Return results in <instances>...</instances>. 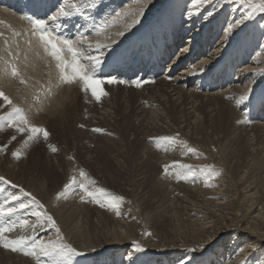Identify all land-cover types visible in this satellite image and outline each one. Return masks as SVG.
Wrapping results in <instances>:
<instances>
[{
    "label": "bare ground",
    "instance_id": "bare-ground-1",
    "mask_svg": "<svg viewBox=\"0 0 264 264\" xmlns=\"http://www.w3.org/2000/svg\"><path fill=\"white\" fill-rule=\"evenodd\" d=\"M63 2L71 3L73 0H63ZM97 2L104 5V12L100 13V15H97L92 10L90 12L91 19L87 21L81 17L61 19V22L68 20L65 27L69 28V30L72 29V33L69 35L70 37H76L77 28L81 32H84L88 30L93 20L99 22L107 13L112 12L114 14L113 10L118 11L126 7L137 9L140 7V4L136 0H97ZM214 9H218L214 15L207 20L204 19L206 13ZM236 9L239 10V5L232 4L230 1L211 0V3L204 8L200 15L188 17L186 13L189 10L195 11L191 7V0H151L149 8L146 9L144 22L142 25H138L136 30L128 35L127 38H120L115 35L120 31L127 32L124 23L118 22L108 30L112 39L121 41L113 56L117 53H122V56H130L136 54L140 47L154 44L161 45L164 49V54L167 56L172 53V49L177 48L178 51L174 53V58H171L166 64L165 72L156 77H152L149 74H145L144 76L138 75L133 78L113 75L118 79L127 81V83L102 85L106 95L102 97L101 102L93 101L90 93H83L78 83H59L54 78V64L49 63L46 60L47 58H42L35 53L34 46H37V43L31 46L25 44L26 42L29 45L28 38L36 41L30 35L28 28L16 14L0 9V33L4 34L0 36V56L13 60L21 69L22 75L27 78L26 84H20L16 80L4 81L0 79V84L4 86L3 90L11 96L16 104L24 108L31 117L33 124L45 126L50 130L52 139L55 138H53V135L58 133L54 134L55 128L57 129V122L60 121L61 123L66 114L69 116L70 113L68 112L73 114H71L72 119L74 117L77 118L75 119L76 122H73L77 123V125L79 123L80 125H84L80 130H78L79 126L77 129L75 127V133H77L78 139L74 138L72 143L76 142V147H74L75 144L72 147H69L66 143L64 145L62 144L60 147L61 153L58 155L48 156L44 149L36 145L28 152L27 159L20 162L12 156L6 157L0 155V175L7 176L13 181L22 184L26 190L32 192L41 202H44L45 209L49 214L56 216L58 220L53 218L61 223L62 227L60 228L65 230L73 246L78 251L85 253L87 259L82 260L79 264H131V262L128 263L129 260L127 258L130 250L127 251L128 253L126 255H123L122 252H126L128 246L131 244V237L134 238V220L133 223L125 224V221V225H118L120 223L119 220L115 221L113 215L110 214L114 219L111 220L106 213L100 211L101 207L99 205L96 206L95 203H88L86 201L89 205H94L96 210L91 205H82L81 203V205L79 203L78 205H74L73 201L60 205H58V202L55 205V202L59 198L56 199L55 195H52L65 181L64 173H67L65 169L67 167L69 169L71 167L73 168L75 164H78L80 166L79 168L82 167L86 173L88 172V177L95 175L99 178L105 177L108 180L112 179L110 175L111 171L113 172L114 170L110 169L108 171L106 168L107 163L104 164L105 166L100 164L99 159L101 157L103 158V155L100 158L99 156L101 154L100 151H105L106 154L103 152L104 155H107L109 158L116 152L115 149H117V146L114 147V151L109 145L111 142L115 144L120 138L115 129H118L116 127L117 125L119 126L124 116L131 118V122L125 128L126 131L124 130L125 132L120 128L127 142L125 139L122 141L133 145L132 147L128 146L130 150L133 148V152L131 151L130 155L133 158L131 160L134 166L133 169L135 168V172L134 170L132 172V174L135 173L134 178H132L134 186H131L132 188L140 189L142 185H145V188L142 189L143 192L140 194L142 196L141 200L144 198L146 204L156 213L155 217L157 219H154L155 222H166L167 225L172 226L167 228L170 234L177 233V235L181 236L179 243L171 244L173 247L170 249L178 248V244L185 246L188 244V239L202 243L212 241L209 244V248L218 247L219 249L221 248V251L213 252L212 258L210 260L207 259L206 264H219L227 252L225 250H228L227 248L222 249V245L228 239L229 231L234 226L238 227L239 231L237 230V234L240 233L244 238L242 240L247 242L243 246L244 252L249 251L253 244L257 247L264 246V50L261 48L263 44L258 37V32H251L252 34L247 32L248 25L245 24L247 21L227 41L222 43L225 24L239 18L242 14L240 13L241 11L238 13ZM161 23L164 27H160ZM88 35L92 41L99 39L102 42H106L104 35H93L90 31ZM5 39L9 41L8 45L4 44ZM181 42L183 43L180 44ZM171 45H175V47L169 51ZM8 50L13 52L12 57L7 56ZM201 63L209 64V70L205 74L196 76L188 74L189 68L198 71L196 65ZM2 66L3 64L0 62V67ZM139 78L152 82L136 88L131 84V81ZM41 85L49 88L50 91L47 93L40 91ZM245 92L249 95V100L238 107L236 100L239 99L240 95L245 94ZM85 125H89L91 129L97 127L103 128L106 132H110L111 135L105 134L109 137L107 139L104 137L105 135L101 137L97 135L98 137H95L96 133L91 132L94 134L91 135L95 138L93 140L94 138L92 139L89 134L90 130H85ZM1 128L11 130L7 125ZM173 129L180 131V133L182 132L185 135L183 138L187 136L190 141L199 143L209 154L211 150L216 149L215 153L212 152V156L217 158L224 169L222 177L223 175L225 176L223 179L218 181L211 180L210 183L214 186H207V189L196 187L195 181L194 184H190L191 182L188 184V181L185 183L184 180L182 182L175 180L178 167L171 165V172L169 169L165 170L163 166L166 163H160V158L156 155L158 150L155 151L154 149V152H156L154 153L148 149L151 147L148 146L147 148L146 143H144V138L147 135H151L152 131L164 130L163 132H171ZM170 132H168L169 135H171ZM168 133L164 134L168 135ZM175 134L177 133L174 132L173 135ZM20 136L22 135L20 134ZM1 137L3 138V136ZM86 140H90L88 143L94 145L93 148H91L92 146L90 148L87 146L88 143ZM100 141L105 144H101ZM118 142L117 144H119ZM126 143L122 145L125 146ZM38 144L40 145V143ZM100 144L103 146H100ZM44 146L47 145L44 144ZM118 146L119 150L123 148L121 147L120 149V145ZM161 147L163 149V146ZM128 148L126 147V150ZM167 148L169 147L167 146ZM171 149L173 151V148ZM161 150L159 149V152ZM69 152L73 153L77 159L72 161L74 163H71V159L74 156H70L71 159L70 157H66L67 155H71ZM167 152H169V149ZM177 152V159L180 163L191 165L200 163L198 157L192 156L191 154L186 155V149L183 147ZM173 154L175 155V151ZM115 156L114 154L112 158L116 159ZM118 156L120 157V155H117V158H119ZM166 156L167 153L164 157ZM112 158L107 160L110 161L109 163H115L116 166H113L114 168L116 167V172H125L120 167L125 163L119 165V161L113 160ZM167 158L170 157L167 156ZM121 159L119 158L120 163L121 161L125 162L127 158L125 160L124 158L123 160ZM162 159L164 160V158H161V161ZM171 159L169 160L174 161ZM129 161H126V166ZM201 161L205 160L201 159ZM101 162L104 161L102 160ZM209 162L211 163V161ZM214 162L216 161L214 160ZM70 164H72L71 167H69ZM74 168L76 169V166ZM130 168L132 169V167ZM75 169L69 170L70 173L72 171L74 173ZM164 172L166 174L168 172V178L178 183H173L171 180L170 182L167 181L165 176V180H162V173ZM72 173V176L79 174L76 171L75 175ZM171 173L175 177L172 176L173 174L170 175ZM118 174H115L117 178ZM77 178L79 179V176ZM123 181L121 180L122 184ZM197 183L199 184L200 182L198 181ZM122 184L120 183V185ZM125 185L128 184L126 183ZM172 185H176L179 188V194L177 193L178 195L176 194L177 196H174L172 201L169 202L168 197L173 195V191L168 189L169 186L173 187ZM94 186L96 187V185ZM3 187L7 186L0 185V188ZM97 187L99 186L97 185ZM132 188H130L131 192ZM173 189L176 190L174 187ZM8 191L14 190L8 188ZM139 191L141 192V189ZM126 192L125 195H127ZM74 193L76 194V192ZM135 193L137 194L136 190ZM6 194V192H0V201L3 200ZM75 194L74 196H76ZM52 196L56 199L55 202ZM74 196L72 195V197ZM223 197L227 199L223 201ZM211 205L217 206L216 209L208 207ZM122 206L124 209L125 206ZM98 207L99 209H97ZM192 210L196 214L203 215V218H195L194 214L190 216L189 213ZM127 211L128 215H133L131 212L133 210L126 209L125 212ZM30 212L31 210L22 211L20 217L34 221L35 218L31 216ZM122 214L124 215V213ZM82 217L88 220L83 221ZM116 217L118 216L115 214ZM71 218L74 223L68 228L67 224ZM102 218L104 219V224L100 221ZM106 219L111 220L110 222L112 224L110 223V227H107L108 221ZM130 220L132 219L130 218L127 221ZM100 224H103V226H100ZM118 227H123L125 231H118ZM53 230L51 231L53 232ZM214 230L215 232L211 233ZM17 234H20L19 230L11 235L15 236ZM37 235L44 240L50 239L51 237V235L49 236L47 234L46 229L38 230ZM182 238L185 241H182ZM150 245L156 249L158 246H168L170 243L166 239H163L162 241H155V243H151ZM2 250L5 249L3 248ZM100 251L102 252L101 256ZM182 251L179 250V252ZM236 251L239 252L238 250ZM171 253H175V250L166 251L162 253L164 256H161L165 257ZM20 256L22 258V252ZM0 257L2 264H36L34 257H31L32 259H29L30 261L28 260V262L23 258L17 260L18 258L16 259V257L18 256L14 258L13 256L11 258L10 256L7 257L3 253H0ZM23 257H26V255ZM228 258L223 260V264H232V260L230 261ZM42 259L46 260L47 258Z\"/></svg>",
    "mask_w": 264,
    "mask_h": 264
},
{
    "label": "snow or ice",
    "instance_id": "snow-or-ice-1",
    "mask_svg": "<svg viewBox=\"0 0 264 264\" xmlns=\"http://www.w3.org/2000/svg\"><path fill=\"white\" fill-rule=\"evenodd\" d=\"M140 7L137 9L121 8L120 10H113L103 16L99 22L93 20L88 30L81 32L77 28L75 38L65 36L54 28L60 27L62 18L81 17L85 21L91 19L90 12L94 10L97 15L104 12V5L98 3L97 0H73L71 3L61 2L58 0V6L54 5L55 11L49 15L45 13L43 17L32 15L25 16L29 22V33L36 39V42L42 47L44 53L54 61V78L59 83H78L81 91L85 94L90 93V97L95 102H101V99L106 92L102 85L105 84H124L127 81L118 79L115 76H105L102 74L103 66L108 62V59L113 56L116 49L119 47L121 41L112 39L108 30L115 26L118 22H123L127 32L120 31L115 35L120 38H127L134 32L138 25H142L146 16V9L149 8L151 0H136ZM232 4H238L244 9L241 16L235 20L226 23L223 28L224 39L222 43L246 21L252 19L256 13L264 14V0H230ZM211 3V0H191V7L195 11L189 10L186 15L188 17L200 15L204 8ZM218 9L210 10L204 16L208 19L214 15ZM160 27H164L161 23ZM264 27V25H262ZM93 35H104L106 42L97 39L92 41L88 32ZM0 33V36H3ZM9 41L4 40V44L8 45ZM264 50V45H261ZM187 51V49H185ZM7 56L12 57L13 52L8 50ZM0 62L3 66L0 67V79L4 81L16 80L20 84H26L27 78L22 75L21 69L11 59H6L0 56ZM198 71L189 68L188 74L196 76L205 74L209 70V64L201 63L196 65ZM51 75V73H50ZM152 81L144 80L143 78L134 79L131 84L140 88L142 85ZM3 84H0V127L7 125L8 128L14 129L16 133L23 134L26 139L23 140L24 145L30 142H40L41 138L47 145L51 152H57V147L50 143L51 133L45 126L33 124L31 117L24 110L23 107L16 104L9 94L3 90ZM40 91L49 92L50 89L41 85ZM249 100L247 92L240 95L236 100V105L239 107L242 103ZM84 127V125H80ZM95 133H105L103 128H93ZM106 134L111 135L110 132ZM156 146L161 145H176L180 144L185 149V154H191L195 157L203 156V153L198 151L195 147H191L182 139H179V133L175 135H161L150 137ZM12 141H17V135L11 136ZM7 144H0V151H7ZM11 156L15 159L21 157L19 149L13 150ZM71 159V157H70ZM173 167H178L176 179L184 181H196L200 177H204V184L208 187H213L210 183L214 179L217 169L214 165H191L174 161ZM164 169L167 170L170 166L165 164ZM79 177L69 176L66 183L63 184L62 190L57 192L58 197H65L78 185L79 198L81 201L89 200L99 205L101 208H106L115 212L117 216H121V203L124 197L121 195H114L104 188L90 187L94 186L95 181L88 177V174L83 168L79 169ZM0 185L7 186L0 188V192L7 194L0 201V247L10 249L12 252H22L26 256L34 257L36 264H73V258L84 256L85 253L78 251L72 243L66 242L61 228L58 226L56 220L45 209L44 204L35 194L26 190V188L11 178L0 175ZM8 188L14 191H8ZM31 210L30 214L35 218L30 221L27 218H21L22 211ZM43 229H54V239H41L37 232ZM19 230L20 234L15 236L12 233ZM150 235V233H144ZM208 241L207 245H199L200 249L205 250L211 244ZM144 249L138 241H132V251L128 253V260L134 264V252H142ZM189 252H195L196 249H188ZM42 258H47L42 259ZM176 264H192V257L187 259L178 257ZM241 264H244L242 261Z\"/></svg>",
    "mask_w": 264,
    "mask_h": 264
},
{
    "label": "rangeland",
    "instance_id": "rangeland-1",
    "mask_svg": "<svg viewBox=\"0 0 264 264\" xmlns=\"http://www.w3.org/2000/svg\"><path fill=\"white\" fill-rule=\"evenodd\" d=\"M224 1H230V0H224ZM236 11H238V13L240 12V13H243L244 12V9L243 8H241L240 6H239V10L238 9H236ZM251 22V23H250ZM264 23V14H262V13H256L253 17H252V19H250L249 21H247L245 24L246 25H248V30H247V32L248 33H254V32H258V37L260 38V40H261V42H262V44L264 45V27H261L262 25H264L263 24ZM258 25V26H257ZM261 25V26H260ZM256 27V28H255ZM251 28H252V31H251ZM258 30V31H257ZM250 31V32H249ZM251 33V34H252ZM185 39V38H184ZM183 41V40H182ZM183 42H181L180 44H182ZM176 51H178L177 50V48H175V49H172L171 50V52H172V55L171 56H168V57H170V58H174V53L176 52ZM170 55V54H169ZM46 59V58H45ZM49 63H50V60H49V58H47L46 59ZM170 61V60H169ZM166 67H167V65H165V69H166ZM178 68H179V66H178ZM164 69V70H165ZM163 72V71H162ZM68 113H70L69 114V116L72 114L71 112H68ZM73 115V114H72ZM72 115L69 117L67 114L65 115V118H66V120H65V118L62 120V122L61 123H64V124H61L60 123V121L59 122H57V129L55 128V133L54 134H56L57 132V134L56 135H53V138L54 139H52V138H50V143H52V144H54L56 147H57V152H55V153H53V152H49V148L47 147V146H44V142H43V140H42V138H41V140H40V142H35V141H33V142H30L28 145H24L23 144V140L26 138L23 134H21L22 136H20V133H17L16 134V132H15V130L14 129H11L12 130V132H10L11 130H6V129H3V128H1L0 127V144H7L8 145V149H7V151H0V155H2V156H6V157H11V152L13 151V150H16V149H19V148H21V149H19V150H21V157L18 159V162H20V161H22V160H25V159H27V157H28V152H30V150H31V148H34V145H36L37 147H40V148H42V149H44V151L47 153L46 155H48V156H55V155H58V154H60L61 153V146H62V144L64 145L65 143L67 144V145H69V147L71 146H73L75 143L73 142L72 143V141H73V139L75 138V139H78L77 137V133H75L76 132V129L78 128V126H79V128H78V130H80V123L77 125V123H75L76 122V120L75 119H77V118H71L72 117ZM127 117H129V116H124L123 117V121L121 120V122H120V124H119V126H121V127H119L118 125H117V127L116 128H118V129H115L117 132L116 133H118V135L120 136V138L118 139L119 140V142H118V140H117V142L119 143V144H117V142H115V144H114V142H113V144H112V142H111V144L113 145H109L110 147H112L113 148V150L115 149L114 147H116L117 146V149L119 148V146L118 145H120V149H121V147H123L121 150H117V149H115L116 150V152L115 153H113V155L115 154L116 156V159L115 158H112V156L113 155H111V157L110 158H112L113 160L115 159L116 161H119L118 162V164L119 165H122L123 163H125L124 165H125V167H124V165H122V166H120L121 167V169H123V170H125V172H123V171H117L116 172V167L114 168V166H116L115 165V163H109L110 161H108L110 158L109 157H107V155H104V153L106 154V152L105 151H100V156H99V158L101 157V155H103V158L104 157H107V158H105V159H103L102 157V159L100 158L99 159V162H100V164H106L107 163V166H106V168L108 169V171H110V169L111 170H114L113 172L111 171V180H108V179H106L105 177H101V178H99V177H96L95 175H92L90 178L92 179V180H94L96 183H95V185H96V187H97V185L100 187V188H104V189H106L108 192H110V193H112V194H114V195H121V196H123L124 197V201H123V204H121V209H123V206L122 205H124L125 206V211H126V209L127 210H133V211H131L132 212V214L133 215H128V211L127 212H125V211H123V210H121V212L122 213H124V215L122 214L121 216V218H120V216H118V217H116L115 218V213L112 211V210H109V209H106V208H100L101 210L100 211H102L103 213H106L110 218H111V220H114L115 219V221H120V223L119 222H117V223H119L118 225H125V224H129V223H133L134 221V224H135V229H134V238H132L131 237V244H130V246H128V248H127V250H126V252L124 253V252H122V254L123 255H126L128 252L127 251H132V240L133 241H138L140 244H141V246L143 247V249H145V250H143L142 252H134V254H133V257H135V258H133V261L134 262H136V263H134V264H176V262H177V258L178 257H182L183 255V257L184 258H188V257H192V264H206L207 263V259H211L212 258V254H213V252H216V251H221L218 247H214V248H212V249H210L209 248V246L210 245H208L207 247H206V249L205 250H203V249H200L199 248V245H201V244H205V245H207V243L205 242V243H202V242H194L193 240H190V239H188L187 241H188V244H186L185 246H182L181 244H178V248H176V249H170L171 247H173L171 244H175V243H179V241L181 240V236L180 235H177V233H174V234H170V232H168V230H167V228H169V227H172L171 225H167L166 224V222H164V223H160V222H155V220L154 219H157V217H155V212L146 204V201H145V199L143 198V200H141V197L142 196H140V194L143 192L142 191V189L143 188H145L143 185L140 187V189H141V192L139 191L140 189H136L135 187L134 188H132V186H134V182H133V179L132 178H134V174L135 173H133L132 174V172H133V170H134V172H135V168L133 169V164H132V162H131V160H133V158L131 157V151L133 152V148H131V150L129 149L130 147H132L133 145L131 144V145H129L128 143H126L127 142V140L125 139L126 137H124L123 136V132H125L126 130H125V128L129 125V123L131 122V118H127ZM68 118V119H67ZM71 118V119H70ZM65 120V121H64ZM73 121H75V122H73ZM71 122H73V123H71V125H70V123ZM67 123V124H66ZM69 124V125H68ZM76 125V126H75ZM63 126H64V128H63ZM69 126V127H68ZM73 126V127H72ZM86 126V128H85V130L86 131H89L90 130V137L93 139L94 137L93 136H91V135H94L93 133H91V132H93L92 131V129H91V127L88 125H85ZM125 126V127H124ZM61 127V128H60ZM70 127H72V128H74V130H72V128H70ZM75 127H76V129H75ZM66 128V129H65ZM87 128H90V129H87ZM120 128H122L123 129V132L122 131H120L121 129ZM3 129V130H2ZM65 129V130H64ZM68 129V130H67ZM4 130H6L5 132H4ZM62 130V131H61ZM125 130V131H124ZM173 130H175V129H173ZM173 130H171V132H173V133H171L170 131H168V132H170V134L171 135H173L174 134V132L175 133H179L180 134V137H179V139H182L183 137H185V135L181 132L180 133V131H173ZM50 131V130H49ZM65 133H64V132ZM164 130H159V131H152V133H151V135H147L145 138H144V143H146L145 145H146V147L148 148V146L149 147H151V148H148V149H150L152 152H154V149H155V151H157V153L156 152H154V153H156V155H157V157L159 156V158H160V160H159V162L160 163H162V162H165L166 164H168L169 166H171L172 164H173V162L174 161H178V159H177V156H178V150L181 148V147H183L182 145H180L179 144V146H178V144H176V145H167L169 148H167V146H164V145H161V146H163V149H162V147L160 146L159 148L155 145V143L152 141V142H150L151 140L149 139L150 137H155V136H160V135H165V134H167L166 132H163ZM9 132V133H8ZM13 132H15V133H13ZM62 134H60V133ZM3 133V134H2ZM69 133V135H67V134ZM75 133V134H74ZM95 133V132H94ZM107 132H105V133H96V136L95 137H98V136H104L105 134H106ZM120 133H121V135H120ZM165 133V134H164ZM2 134V135H1ZM4 134H5V136H4ZM17 135L18 136V140L17 141H12L11 140V136L12 135ZM52 134V133H51ZM102 134V135H101ZM60 135V136H59ZM98 135V136H97ZM108 135V134H107ZM107 135H105L104 137L105 138H109ZM168 135H169V133H168ZM1 136H3V138L1 137ZM7 136V137H6ZM20 136V137H19ZM22 137V138H21ZM60 139H59V138ZM63 137V138H62ZM68 138V141H67V138ZM72 137V138H71ZM130 138V137H129ZM56 139V140H55ZM59 139V140H58ZM62 139H63V141H62ZM86 139V138H85ZM84 139V140H85ZM90 139V138H89ZM124 139L126 140V147L128 148V146H130L127 150H126V147L125 146H123L125 143L123 142L124 141ZM185 139V140H184ZM5 140V141H4ZM7 140H9V141H7ZM93 140H95V138L93 139ZM123 140V141H122ZM182 140H184V141H186L187 143H188V145L189 146H193V147H195L198 151H200V152H202L203 153V156H201L200 158L201 159H204L205 161H201V159L198 157V160H200V163L198 162V163H195L194 165H196V166H199V165H206V164H211V165H214V166H216L217 168V173L215 174V176L217 177L216 179H215V177H214V179H213V181H218V180H220V179H223V177L225 176V175H223V177H222V173L224 174V169L222 168V165H220V162L217 160V158L216 157H213L212 156V152L213 153H215L216 152V149H213V150H211L210 151V154L209 153H207L206 152V150L204 149V147H201V145L199 144V143H195V142H192V141H190L189 140V138L186 136V138H183ZM60 141V142H59ZM62 141V142H61ZM68 143H67V142ZM87 141V140H86ZM90 141V140H89ZM89 141H87V143L89 142ZM2 142V143H1ZM58 142H59V144H58ZM83 142V141H82ZM122 142V143H121ZM34 143V144H33ZM38 143H40V145L38 144ZM72 143V144H71ZM100 143L101 144H103L104 142H101L100 141ZM32 144V145H31ZM43 144V145H42ZM91 143H88V145L87 146H89V148L91 147V148H93V146L94 145H90ZM100 144V146H103V145H101ZM106 144H109V143H106ZM117 144V145H116ZM123 144V145H122ZM46 145V144H45ZM122 145V146H121ZM16 146V147H15ZM22 146V147H21ZM31 146V147H30ZM153 146V147H152ZM173 146H177L176 147V150H175V147H173ZM30 147V148H29ZM74 147H76V144H75V146ZM180 147V148H179ZM12 148H14V149H12ZM24 148V149H23ZM27 148V149H26ZM164 148H166V149H164ZM171 148H173V151H172V149ZM179 148V149H178ZM184 148V147H183ZM12 151H11V150ZM48 151H47V150ZM103 149V148H102ZM159 149L162 151H160L159 152ZM168 149H169V152H167L168 151ZM178 149V150H177ZM29 150V151H28ZM104 150V149H103ZM114 150V151H115ZM122 150H123V152H122ZM167 150V151H166ZM171 150V151H170ZM215 150V151H214ZM126 151V152H125ZM127 151H129V152H127ZM166 151V152H165ZM174 151H175V155L173 154L174 153ZM48 152H49V154H48ZM59 152V153H58ZM167 153V156L168 157H170V158H167V156L166 157H164L165 156V154ZM171 152H173V153H171ZM177 152V153H176ZM51 153V154H50ZM54 155H53V154ZM71 155H67L66 157H72V156H74V154L73 153H71V152H69ZM103 153V154H102ZM119 153V154H118ZM122 153H123V156H122ZM168 153H169V155H168ZM73 154V155H72ZM125 154V155H124ZM130 156H129V155ZM162 154H164L163 156H162ZM117 155H120V159H121V156H122V159L121 160H123V158H124V160H125V162L124 161H121V163H120V160H119V158H117ZM172 155H174L175 156V158H174V156H172ZM23 156V157H22ZM98 156V155H97ZM108 156H110V155H108ZM127 156V157H126ZM129 156V157H128ZM172 156V157H171ZM126 157V158H125ZM210 157H213V158H210ZM3 158V157H2ZM21 158H23V159H21ZM129 158H130V161H129ZM161 158H164V160L162 159V161H161ZM172 158V159H171ZM210 158V159H209ZM21 159V160H20ZM108 159V160H107ZM118 159V160H117ZM169 159H171V160H174V161H170ZM75 161V160H77L76 158H75V156H74V158L73 159H71V163H74V162H72V161ZM104 161V162H101V161ZM129 161V163L127 164V166H129V167H127L126 166V161ZM214 160L216 161V162H214ZM209 161H211V163L209 162ZM213 161V162H212ZM16 162V161H15ZM203 162V163H202ZM108 163H109V165H108ZM217 163V164H216ZM112 164V165H111ZM71 165L72 164H70V166L69 167H71ZM113 167H111V166ZM114 165V166H113ZM132 165V166H131ZM76 166V169L74 168ZM75 166L72 168H66L65 169V171H67V173L65 172L64 173V182L61 184V186L55 191V193L53 192L52 193V195L54 196L55 195V198L56 199H58V201H56V199L53 197V199H55L54 200V202H55V205H57L58 204V202H59V204L58 205H60V204H64V203H70V202H74L73 204L74 205H78V203L80 204H86V205H89L88 203H93L94 204V202H91L90 201V199L89 200H86V201H88V203L86 202V201H81L80 200V198H79V196L77 197V195L79 194V192H78V190H79V188H78V185L76 186L77 187V189H76V187L74 188V190H73V192H70L67 196H65V197H57V195H56V193L60 190H62L61 188L63 187V184L64 183H66L67 182V180H68V178H69V176H68V174H70V176H72L71 175V173L73 172H71L70 173V171L69 170H73V169H75L74 170V173H72L73 175H75V171L76 172H79V165L77 164H75ZM105 166V165H104ZM110 168H109V167ZM78 167V168H77ZM130 167H132V169L130 168ZM172 167V166H171ZM171 167H169L168 169H169V171L171 172ZM82 168V167H81ZM125 168V169H124ZM131 170H130V169ZM77 169H78V171H77ZM167 169V170H168ZM220 169H222V170H220ZM127 170V171H126ZM68 171H69V173H68ZM131 171V172H130ZM220 171V172H219ZM118 172H119V174H118ZM129 172V173H128ZM88 173V172H87ZM165 173V172H164ZM162 173V175H163V179L162 180H165L164 179V176H165V178H166V180L167 181H169L170 182V180H171V182H173V183H178V182H174L172 179H169L168 178V172H167V174L165 173ZM67 174V175H66ZM89 174V173H88ZM115 174H118V178H117V176L115 175ZM123 174H124V176H123ZM127 174V175H126ZM173 173H171L170 175H172ZM218 174V175H217ZM125 175H126V177H125ZM129 175V176H128ZM133 175V176H132ZM162 175H161V178H162ZM220 175H221V177H220ZM65 176H67L66 178H65ZM76 177H78L79 176V174H76L75 175ZM95 176V177H94ZM116 176V177H115ZM119 176H121V177H119ZM132 176V177H131ZM172 176H174L175 177V175L173 174ZM115 177V178H114ZM124 177H125V179H124ZM100 180H99V179ZM129 178H131V179H129ZM201 178V177H200ZM204 178V177H203ZM203 178H201V179H197V181H195L196 183L199 181L200 183V185L197 183H195L194 181H188V184L190 183V184H194L195 183V186L197 187H199L200 189L202 188V189H207L208 187L204 184V179ZM78 179V178H77ZM79 179H80V177H79ZM103 179H105V180H103ZM115 179H117V180H115ZM123 179H124V181H123ZM102 180V181H101ZM121 180L123 181V184H122V182H121ZM126 180H127V182H126ZM128 180H131V181H128ZM175 180H178V179H176L175 178ZM99 181V182H98ZM106 181V182H105ZM111 183H110V182ZM117 181H119L122 185H120V183L119 182H117ZM178 181H180V182H182V180H178ZM105 182V183H104ZM116 182H117V184H116ZM129 182V183H128ZM131 182V183H130ZM133 182V183H132ZM119 183V184H118ZM128 184V185H125V184ZM185 183H187L186 181H185ZM116 184V185H115ZM130 184V185H129ZM103 185V186H102ZM119 185V186H118ZM123 185H124V187H123ZM132 185V186H131ZM121 186V187H120ZM126 186H128V187H126ZM174 188H176V190L175 189H173V187H170L169 186V189L168 190H172L173 191V195H171L170 197H168V201L170 202V201H172V199H173V197L175 196H177L178 194H179V188L176 186V185H172ZM194 186V187H195ZM90 187H92V186H90ZM95 187V186H94ZM106 187V188H105ZM111 188V189H110ZM130 188H132L131 190H132V192L130 191ZM110 189V190H109ZM125 189V190H124ZM126 189H128V190H126ZM214 189V188H213ZM121 190H123V191H121ZM135 190H136V192H137V194L135 193ZM138 190V191H137ZM170 190V191H171ZM121 191V192H120ZM127 191V192H126ZM134 191V192H133ZM175 191V192H174ZM74 192H76V194L74 193ZM117 192V193H116ZM125 192H126V194L127 195H125ZM128 192H129V194H128ZM131 192V193H130ZM140 192V193H139ZM118 193H120V194H118ZM178 193V194H177ZM74 194L76 195V196H74ZM175 194V195H174ZM177 194V195H176ZM72 195L74 196V197H72ZM143 196H146V195H143ZM69 198V199H68ZM74 198V200H72ZM79 198V199H78ZM218 198H221V197H218ZM218 198H216V200H218ZM224 199H222L223 201L224 200H226L227 198L226 197H223ZM61 200V201H60ZM66 200V201H65ZM69 200H71V201H69ZM209 200H214V199H209ZM62 201H64L63 203H61ZM81 201V202H80ZM127 201V202H126ZM77 202V203H76ZM83 202V203H82ZM42 203H44V202H42ZM126 203V204H125ZM80 204V205H81ZM91 205V207L92 208H94L95 210H96V207L94 206V205H92V204H90ZM89 205V206H90ZM95 205L96 206H98V204H96L95 203ZM127 207V208H126ZM132 207V208H131ZM173 207V206H172ZM209 208H212V209H216V207L217 206H213V205H211V206H208ZM128 208H130V209H128ZM133 208H135V209H133ZM97 209H99V207L97 208ZM107 210V211H106ZM109 210V211H108ZM138 210V211H137ZM111 211V212H110ZM129 211V212H130ZM216 211V210H215ZM218 212V211H217ZM127 213V214H126ZM140 213V214H139ZM180 213H182V212H180ZM110 214H112L113 215V217H114V219H113V217L110 215ZM125 214H126V216H125ZM141 214H142V216H141ZM190 216H192L193 214H194V217L196 218V217H198V218H203L202 216L203 215H201V214H196V212L195 211H190ZM50 215H52L53 216V214H50ZM138 215H139V217H138ZM196 215V216H195ZM117 216V215H116ZM135 216V217H134ZM55 219H57L56 218V216H53ZM132 217H134V218H132ZM138 217V218H137ZM141 217V218H140ZM128 218V219H127ZM132 219V220H130V221H127V220H129V219ZM82 219H83V221H85L86 219L85 218H83L82 217ZM124 219H126V220H123ZM58 220V219H57ZM56 220V221H57ZM88 220V219H87ZM86 220V221H87ZM107 220V219H106ZM110 220V221H111ZM134 220V221H133ZM100 221L104 224V219L102 218V219H100ZM108 221V226L107 227H110L111 226V224H112V222H110L109 220H107ZM106 221V222H107ZM125 221H126V223H125ZM60 222L59 221H57V224H58V226L59 227H62V225H61V223L59 224ZM74 223V221H72V218L69 220V222H68V224H67V226H68V228H70L71 226H72V224ZM96 223H97V221H96ZM111 223V224H110ZM125 223V224H124ZM103 224H100V226L102 225L103 226ZM238 225H240V224H238ZM62 229V233H63V235H64V239H65V241L66 242H69V243H71V241L68 239V237H67V234H66V232H65V230L63 229V228H61ZM122 229V230H121ZM51 230H53V229H46V232H47V234L50 236L51 235V237L50 238H52V239H54L55 238V235H56V233H55V230H53V232L51 231ZM238 230V227H236V226H234V227H232L231 228V230L229 231V234H228V239L225 241V243L221 246L222 247V249L223 248H227L228 250H225V251H227L226 253H225V255L222 257V260L220 261V263L219 264H223V260L226 258L227 259V257H229L228 258V260H232L231 261V263L232 264H241V262L242 261H244V264H264V246H262V247H257V246H255V244H251V242H250V244L252 245V248L249 250V251H247V252H244L243 251V246L247 243L246 241H243L244 240V238L240 235V233H238L237 234V232L239 231H237ZM118 231H120V232H124L125 230L123 229V227H118ZM52 232V233H51ZM213 232H215V230L214 231H211V233H213ZM144 233H150V235H145ZM53 234V235H52ZM240 235V236H239ZM68 239H66V238ZM180 238V239H179ZM137 239H139V240H137ZM147 239V240H146ZM163 239H166V241L168 242V243H170V245H168V246H158L156 249L155 248H152L151 247V243H155V241L157 242V241H162ZM243 239V240H242ZM231 240H233V241H231ZM149 241V242H148ZM152 241V242H151ZM182 241H185L183 238H182ZM243 242V243H242ZM144 245H143V244ZM147 244H149L148 246H147ZM228 244H229V246H231V247H229L228 246ZM233 246H232V245ZM240 245V246H239ZM144 247H146V248H144ZM164 247V248H163ZM169 247V248H168ZM191 247V248H190ZM151 248V249H150ZM184 248V249H183ZM196 249V251L193 253V252H189V251H187L188 249ZM234 248V249H233ZM254 248V249H253ZM3 249V247H0V253H3V254H5L7 257H9L10 256V258L13 256V258L14 257H16V256H18V257H16V259L17 260H19L20 258H21V252L19 253V252H12L10 249H5V250H2ZM154 249V250H153ZM233 249V250H232ZM7 250V251H6ZM10 252H9V251ZM173 251V250H175V253H171V254H169L168 256L166 255L165 257H162L161 255H163L162 253H164V252H166V251ZM179 250L180 251H182V252H179ZM231 250H232V252H231ZM236 250H238L239 252H237ZM5 251H6V253H5ZM99 251V250H98ZM16 253V254H15ZM146 253V254H145ZM152 253V254H151ZM187 253V254H186ZM192 253V254H191ZM240 253V254H239ZM10 254V255H9ZM13 254H15V255H13ZM101 254H102V252L100 251V256H101ZM175 254H176V256H175ZM183 254V255H182ZM233 254V255H232ZM237 254V255H236ZM239 254V255H238ZM22 255L24 256V254L22 253ZM151 255V256H150ZM158 255V256H157ZM258 255V256H257ZM20 256V257H19ZM22 256V258L23 259H25L27 262H28V260L30 259H32L31 257H29V256H26V257H23ZM145 256V257H144ZM149 256V257H148ZM164 256V255H163ZM198 256V257H197ZM230 256H231V258H230ZM233 256V257H232ZM139 257V258H138ZM215 257H217V256H215ZM21 258V259H22ZM27 258V259H26ZM78 260H77V259ZM82 258V259H81ZM144 258V259H143ZM84 259H87L86 258V255H84V258H83V256H78V257H74L73 258V263L74 264H79L82 260H84ZM135 259V260H134ZM138 259V260H137ZM240 259V260H239ZM29 260V261H30ZM34 260V259H33ZM75 260H77V261H75ZM140 260V261H139ZM2 260H1V257H0V264H2V262H1ZM131 261H129L128 263H130ZM213 262V261H212ZM30 264H32V263H30ZM34 264V263H33ZM131 264H132V262H131Z\"/></svg>",
    "mask_w": 264,
    "mask_h": 264
}]
</instances>
